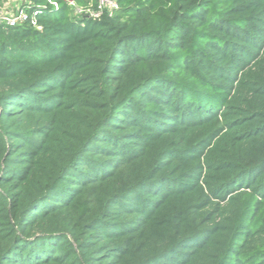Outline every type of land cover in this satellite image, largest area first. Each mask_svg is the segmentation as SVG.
I'll use <instances>...</instances> for the list:
<instances>
[{"label": "trees", "instance_id": "1", "mask_svg": "<svg viewBox=\"0 0 264 264\" xmlns=\"http://www.w3.org/2000/svg\"><path fill=\"white\" fill-rule=\"evenodd\" d=\"M28 1L0 25V264H264V0Z\"/></svg>", "mask_w": 264, "mask_h": 264}, {"label": "built area", "instance_id": "2", "mask_svg": "<svg viewBox=\"0 0 264 264\" xmlns=\"http://www.w3.org/2000/svg\"><path fill=\"white\" fill-rule=\"evenodd\" d=\"M73 3V1H71ZM29 8V7H28ZM119 4L117 0H99V9L96 11L79 7V13L88 12L94 17H99L104 11L112 13L113 10L118 9ZM26 22L36 23V14L29 13L26 8H19L16 11L0 10V25L18 26Z\"/></svg>", "mask_w": 264, "mask_h": 264}, {"label": "rangeland", "instance_id": "3", "mask_svg": "<svg viewBox=\"0 0 264 264\" xmlns=\"http://www.w3.org/2000/svg\"><path fill=\"white\" fill-rule=\"evenodd\" d=\"M28 5V0H0V10L16 11Z\"/></svg>", "mask_w": 264, "mask_h": 264}]
</instances>
